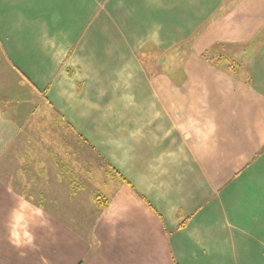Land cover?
<instances>
[{"label":"crops","instance_id":"crops-1","mask_svg":"<svg viewBox=\"0 0 264 264\" xmlns=\"http://www.w3.org/2000/svg\"><path fill=\"white\" fill-rule=\"evenodd\" d=\"M263 150L264 0H0V264H264Z\"/></svg>","mask_w":264,"mask_h":264},{"label":"trees","instance_id":"trees-1","mask_svg":"<svg viewBox=\"0 0 264 264\" xmlns=\"http://www.w3.org/2000/svg\"><path fill=\"white\" fill-rule=\"evenodd\" d=\"M218 61H222V62H223V60H218ZM228 69H231V66H228ZM263 152H264V150H263ZM107 173H108L109 175H117V176H119V175H118L117 173H115L112 169H111V170L107 169ZM122 180L125 181L124 179H122ZM94 200H95V203H96V205H97V207H98L99 210H103L104 208H106V206H107V200H106L102 195H100V194H95V196H94ZM183 225H184V224H182V225L179 227V229L182 228Z\"/></svg>","mask_w":264,"mask_h":264},{"label":"rangeland","instance_id":"rangeland-1","mask_svg":"<svg viewBox=\"0 0 264 264\" xmlns=\"http://www.w3.org/2000/svg\"><path fill=\"white\" fill-rule=\"evenodd\" d=\"M154 62H155V61H154ZM151 63H152V61H151V62H148V63H147V62H144V64L147 65L148 67L151 66ZM78 219H79V218H78ZM84 219H87V218H84ZM78 223L80 224V220L77 222L76 225H79ZM77 227H78V226H77Z\"/></svg>","mask_w":264,"mask_h":264}]
</instances>
